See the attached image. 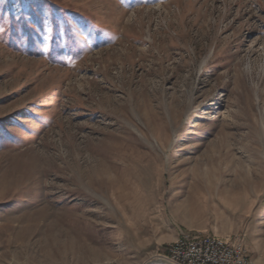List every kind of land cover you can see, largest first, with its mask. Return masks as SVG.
<instances>
[{
    "label": "rangeland",
    "instance_id": "rangeland-1",
    "mask_svg": "<svg viewBox=\"0 0 264 264\" xmlns=\"http://www.w3.org/2000/svg\"><path fill=\"white\" fill-rule=\"evenodd\" d=\"M186 231L264 264V0H0V264Z\"/></svg>",
    "mask_w": 264,
    "mask_h": 264
},
{
    "label": "built area",
    "instance_id": "built-area-1",
    "mask_svg": "<svg viewBox=\"0 0 264 264\" xmlns=\"http://www.w3.org/2000/svg\"><path fill=\"white\" fill-rule=\"evenodd\" d=\"M166 250L174 264H247L244 243L237 237H232V244H222L209 234L197 244H187L182 239L177 245H168Z\"/></svg>",
    "mask_w": 264,
    "mask_h": 264
},
{
    "label": "bare ground",
    "instance_id": "bare-ground-1",
    "mask_svg": "<svg viewBox=\"0 0 264 264\" xmlns=\"http://www.w3.org/2000/svg\"><path fill=\"white\" fill-rule=\"evenodd\" d=\"M208 235H209V233L200 232V231L182 232V234L175 241L174 245H177L182 239L185 240L187 242V244H197L198 241H202V240L206 239ZM211 237L213 239H216L217 241L221 242L222 244H232V242H230L227 238L219 236L217 234H211ZM244 249L246 250L245 247H244ZM88 250L90 251V249H88ZM246 253H247V250L245 251V262L247 264H252L253 261L251 259H249V257L247 256ZM163 257H164V259L161 258V256H160V257L156 258L154 261L150 262L149 264H174L173 262L170 261V253H166L165 255H163ZM186 264H194V262H186Z\"/></svg>",
    "mask_w": 264,
    "mask_h": 264
}]
</instances>
